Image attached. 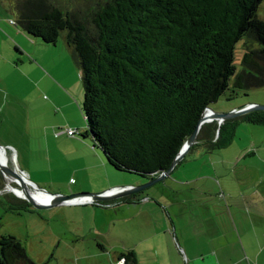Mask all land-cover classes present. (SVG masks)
<instances>
[{
	"label": "trees",
	"instance_id": "obj_1",
	"mask_svg": "<svg viewBox=\"0 0 264 264\" xmlns=\"http://www.w3.org/2000/svg\"><path fill=\"white\" fill-rule=\"evenodd\" d=\"M263 0H11L15 25L56 45L64 36L84 90L82 137L92 136L115 169L150 180L168 170L205 109L222 96L264 88ZM241 48L240 70L237 50ZM241 123L264 125V110L201 126L190 151L229 146ZM9 152V151H8ZM5 179L0 173V190ZM9 209L31 208L13 193ZM139 264L137 253H120ZM0 264H42L12 234Z\"/></svg>",
	"mask_w": 264,
	"mask_h": 264
},
{
	"label": "rangeland",
	"instance_id": "obj_2",
	"mask_svg": "<svg viewBox=\"0 0 264 264\" xmlns=\"http://www.w3.org/2000/svg\"><path fill=\"white\" fill-rule=\"evenodd\" d=\"M62 1L65 2V0ZM69 1L74 7H84L88 4L87 0ZM258 15L264 19V0L259 5ZM12 20H15V12L11 0H0V145L6 146L9 151H7L9 165H16L23 171L27 168L31 172L27 177L34 186L43 188L52 194H59L58 191L64 190L66 187L59 185V182H64L62 180H64L66 172L58 170L56 166L52 169L50 157L106 158L103 150L95 144L92 136L77 137L80 139L78 143L62 138L57 139L54 136L55 132L60 129L72 128L81 134L86 130L81 73L79 67L72 60L64 36L60 37L56 45L45 44L39 39L30 37L13 24ZM62 53L66 54L67 61L64 60ZM241 53L242 50L238 47L236 53L238 70L241 68L239 61ZM34 58L41 61L33 62ZM50 62L54 71L49 68ZM54 75L60 76L62 80L66 81L53 84L52 81L57 80ZM225 102L237 106L247 102L264 105V88L253 89L249 93L239 92L236 97L231 99H227V95H224L210 106L217 108L224 105ZM246 125H240V134ZM47 127L48 130L45 129ZM252 127L264 130V125L253 124ZM47 132L51 133V137ZM239 139L242 148L251 143L246 137ZM256 140L264 146V132H259L256 135ZM251 147H245L242 157H256L251 155L255 150ZM223 149L219 150L223 153L228 151L227 153L231 156L236 155V147L232 150H230L231 148ZM257 157H264V149H260ZM220 162L222 161L220 160ZM197 163V165L203 166L204 170L215 169L210 160L208 162L202 160ZM106 168L96 166L93 170V176L97 177L96 180L87 181L84 185L86 191L80 193H109L112 191L110 189L114 187L136 188L146 185L150 181L148 178L117 170L109 163ZM106 171H108V175ZM214 178L217 179V177ZM4 179L5 186L0 190V236L12 234L19 238L26 246L29 255L38 263L104 264L103 260L106 258L107 252L101 249L98 243L110 247L112 239L110 232L114 227H109L105 223L100 212L98 215L90 209H66L59 212L58 209L56 210L57 206L42 209L32 206L26 211L15 212L9 209L6 197L2 194L11 192L7 185L19 186L14 181H10V183L8 178L4 177ZM232 181V176L225 179L228 185H231ZM160 185L161 183L157 182L144 191L148 188L156 189ZM107 190L109 191L107 192ZM20 191L17 190V192ZM118 193L120 192L115 194ZM137 193L122 194L116 198L120 200L118 202L120 203L123 201V197L131 194L135 196ZM60 194L78 193L63 192ZM86 199L91 200V197L87 196ZM92 201L95 203L78 201L71 204H97L98 207L103 208L105 205L102 203L106 202V200L93 199ZM55 202L56 200L53 199L48 205ZM117 219L121 220L119 217ZM128 224L132 229H135V218L128 220ZM74 230L81 235L80 239L75 241L73 239Z\"/></svg>",
	"mask_w": 264,
	"mask_h": 264
},
{
	"label": "crops",
	"instance_id": "obj_3",
	"mask_svg": "<svg viewBox=\"0 0 264 264\" xmlns=\"http://www.w3.org/2000/svg\"><path fill=\"white\" fill-rule=\"evenodd\" d=\"M62 54L66 60V54ZM32 61L41 60L34 58ZM49 65L54 71L51 62ZM54 77L57 80L52 81L53 84L66 81L60 76ZM240 106L225 102L217 108L210 107L222 112ZM241 124L247 125L240 134ZM241 124L233 142L225 147L230 150L236 147L234 156L228 151L206 152L198 147L190 151L156 189L128 195L120 203L117 198L108 199L102 203L103 208L97 204L69 203L57 206L56 210L90 209L96 215L100 212L105 223L114 227L110 232L111 246L98 243L107 252L104 264H116L120 253L126 250L137 253L139 264H264V157H257L264 146L256 140V135L264 130L255 129L253 124ZM61 130L64 129L55 132L57 139L80 142L81 136ZM48 136L51 137V133ZM243 137L251 143L242 148L239 138ZM247 146L255 149L251 155L256 157H242ZM50 159L52 169L56 166L66 172L64 182H59L61 187H66L58 193L86 191L85 183L97 178L93 176L94 168L107 169L108 165L104 157ZM202 160H210L215 169L204 170L197 165ZM29 172L25 168L26 176ZM229 176L233 179L231 185L225 182ZM118 189L123 187L110 191ZM134 218L136 226L132 229L128 220ZM73 232L74 241L80 239L81 235L76 230Z\"/></svg>",
	"mask_w": 264,
	"mask_h": 264
},
{
	"label": "water",
	"instance_id": "obj_4",
	"mask_svg": "<svg viewBox=\"0 0 264 264\" xmlns=\"http://www.w3.org/2000/svg\"><path fill=\"white\" fill-rule=\"evenodd\" d=\"M253 110H264V105L257 104V103H250L248 105L236 107V108H233L229 111H222V112L215 111L210 106L207 107L205 109L202 117L200 118L196 129L194 130L192 135L188 138V140L184 143L181 151L179 152L176 159L173 161L170 168L168 170L160 173L159 176L150 180L146 185L136 187V188L130 187L127 189H122V190L118 189V190H113L109 193H99V194H89V193H78V194H71V195H64V194H60V193L59 194H52L43 188H39L36 185L34 186L33 183L30 181V179H29L30 183L27 184L24 177H23V175H25L24 171L16 165H9L6 162L2 163L0 161V173L5 178H8L10 176H13L14 178H16V180L11 179V181L16 182L19 187H13V186L7 185V187L9 188L8 190L13 192L18 197H22L23 199L27 200L32 206H34L35 208H38V209L48 208V207H52V206H59L62 204L73 203V202H75L79 199L85 198L87 196L91 197V199H93V200H107V199H111V198H116L118 196H122V194H130V193H136L139 191H144L147 187L151 186L152 184H155L157 182L165 180V178L170 175V173L177 166V164L190 152L191 147L197 142V136H198L199 130L204 123L209 122L211 120H216L221 124L225 120L246 114V113L251 112ZM0 148L4 149V152L7 153L8 149L6 146L0 145ZM33 188L40 190V192H42L46 196L47 202H40V201L36 200L31 193V190ZM17 190L18 191L22 190L25 194L21 195L17 192ZM117 192H120V193L115 194ZM53 199H55L56 202L54 204L52 203V204L48 205V203H51Z\"/></svg>",
	"mask_w": 264,
	"mask_h": 264
},
{
	"label": "bare ground",
	"instance_id": "obj_5",
	"mask_svg": "<svg viewBox=\"0 0 264 264\" xmlns=\"http://www.w3.org/2000/svg\"><path fill=\"white\" fill-rule=\"evenodd\" d=\"M0 161L2 162V163H7V164H9V158H8V154L7 153H5L4 152V149H1L0 148ZM23 177H24V179H25V181H26V183L28 184V183H30V181H29V179L25 176V175H23ZM11 179L12 180H16V178H14L13 176H10V177H8V180H9V182L11 181ZM11 183V182H10ZM9 186V185H8ZM19 194H21V195H24L25 193L24 192H18ZM31 193H32V195H33V197L36 199V200H38V201H40V202H47V199H46V196L42 193V192H40V190H37V189H32L31 190Z\"/></svg>",
	"mask_w": 264,
	"mask_h": 264
},
{
	"label": "built area",
	"instance_id": "obj_6",
	"mask_svg": "<svg viewBox=\"0 0 264 264\" xmlns=\"http://www.w3.org/2000/svg\"><path fill=\"white\" fill-rule=\"evenodd\" d=\"M12 23L13 24H15V22H14V20H12ZM63 132H66V133H68L69 135H72V136H76V134L78 133V131L77 130H74V129H66V130H64ZM87 202V203H95L94 201H92V199L90 200V199H86V197L85 198H82V199H79V200H77V201H75V202ZM116 264H124V259H120Z\"/></svg>",
	"mask_w": 264,
	"mask_h": 264
},
{
	"label": "clouds",
	"instance_id": "obj_7",
	"mask_svg": "<svg viewBox=\"0 0 264 264\" xmlns=\"http://www.w3.org/2000/svg\"><path fill=\"white\" fill-rule=\"evenodd\" d=\"M213 121H216V120H211V121H209V122H213ZM218 122V121H217ZM219 123V122H218ZM220 124V123H219Z\"/></svg>",
	"mask_w": 264,
	"mask_h": 264
},
{
	"label": "flooded vegetation",
	"instance_id": "obj_8",
	"mask_svg": "<svg viewBox=\"0 0 264 264\" xmlns=\"http://www.w3.org/2000/svg\"><path fill=\"white\" fill-rule=\"evenodd\" d=\"M227 99H228V97H227ZM139 192H143V191H139ZM139 192H138V193H139ZM136 193H137V192H136ZM29 204H30V203H29ZM30 205H31V204H30ZM31 207H32V205H31Z\"/></svg>",
	"mask_w": 264,
	"mask_h": 264
}]
</instances>
